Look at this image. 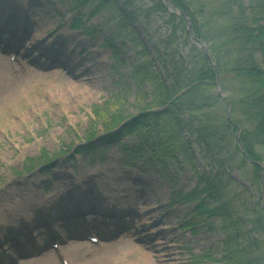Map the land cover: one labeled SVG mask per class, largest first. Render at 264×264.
<instances>
[{"label":"rangeland","instance_id":"obj_1","mask_svg":"<svg viewBox=\"0 0 264 264\" xmlns=\"http://www.w3.org/2000/svg\"><path fill=\"white\" fill-rule=\"evenodd\" d=\"M157 1L135 0L131 7L124 9L126 12L140 10L133 17L131 27L152 50V58L156 51L157 55L165 52L159 41L172 31L163 18L165 15L144 10ZM209 1L216 0H205L207 7ZM87 12H73L65 0L58 3L55 0H0V15L10 13L13 19L19 18L31 34L26 41L27 50L21 51L22 59L18 56L14 61L5 55L11 66L0 63V255L3 253L0 264H192L191 255L203 254L220 239L218 229L211 225L181 230L198 200L177 203L178 194L183 196L195 191L198 176L193 167L207 169L199 153L192 166L183 160L166 163L148 158L127 160L116 144L102 156H74L71 150L72 146L86 144L90 135H102L118 125L121 116L137 114L139 108L132 68L143 62L144 57L131 34L132 28L125 27L115 11H103L90 19L84 16L82 26L71 28V19L76 20ZM169 13L179 16L169 10L166 16ZM87 27L95 28L94 36L83 35ZM181 34L176 36L179 45L176 43L175 52L186 58L191 46ZM187 36L196 45L188 32ZM10 44H15L14 39ZM111 46L116 47V55ZM44 51L46 55L40 58L39 64L34 58ZM170 52L172 49L167 54ZM165 57L162 59L170 58ZM49 64L54 68L50 69ZM214 65L219 74L215 62ZM156 68L160 70L159 65ZM217 84L218 90L219 85L223 90L219 75ZM141 88L143 93H149L147 83ZM220 95L227 96V93ZM217 113L221 116L223 109L211 110L210 117ZM156 126L139 127L136 134L147 136ZM239 133L240 130L237 136ZM122 140L130 146L140 142L137 136ZM192 146L198 145L193 142ZM62 148L70 151L54 160L53 169L48 170L44 165L33 172L24 170L28 158L39 157L43 150L54 157ZM230 174L243 183L244 189L251 190L246 181L248 173L241 177L240 171L234 170ZM171 197L176 204L172 208L169 207ZM60 198L80 200L86 210L92 211L73 217L86 221L74 235L65 226L67 218L58 220V215L55 216L54 202ZM86 198L93 199L92 204L103 208L105 213L123 215L121 220L127 227H117V219L111 218L100 223V216L87 204ZM41 210L50 213L47 224ZM110 221L114 223L109 224ZM119 228L127 230L129 235L117 233ZM48 230L58 237L59 249H45ZM84 230L100 233L99 242L88 240ZM8 235L23 241L25 253L23 250L18 254L12 252L9 246L13 241L5 240ZM30 237L34 239L27 243ZM111 245L115 246L111 248ZM2 247L10 250L12 259L16 260L10 263V256ZM34 250H40V254L34 255Z\"/></svg>","mask_w":264,"mask_h":264},{"label":"trees","instance_id":"obj_2","mask_svg":"<svg viewBox=\"0 0 264 264\" xmlns=\"http://www.w3.org/2000/svg\"><path fill=\"white\" fill-rule=\"evenodd\" d=\"M65 1L73 12L88 10L74 19L73 27L82 26L84 16L90 19L103 11H115L125 27L132 28L133 17L140 11H124L135 0ZM169 1L188 14L192 34L208 47L226 98L219 93L212 62L200 47L189 42L185 19L172 13L166 16V5L158 0L144 10L165 15L163 18L172 27L159 41L165 52L159 48L161 55L156 51L152 58L146 42L135 29L131 32L144 57L132 68L138 89L137 114L119 117L120 123L107 129L104 136L94 142L91 140L96 135L92 134L86 144L73 150L76 154L97 153L96 147L118 144L127 156L149 153L150 158L162 163L183 160L192 166L199 153L207 169L193 167L198 176L195 191L178 194L184 204L198 200L183 228L211 225L218 229L220 239L203 254L192 255V264H264V0H216L209 1V7L205 0ZM85 33L95 35L96 31L87 27ZM178 33L191 46L186 58L175 52ZM111 47L116 55V47ZM170 49L172 52L167 54ZM165 56L170 58L162 59ZM146 83L149 93L141 88ZM228 104L232 121L227 118ZM218 108L223 109L222 115L210 117L211 110ZM152 125H157L156 129L148 131L147 136L136 134L139 127L148 129ZM127 136L139 137L140 146H127L122 140ZM193 142L198 146H192ZM65 153L61 150L56 157ZM40 160L52 162L46 150ZM33 166L34 160L30 159L26 167L30 170ZM234 170H239L241 177L248 173L250 191L231 176Z\"/></svg>","mask_w":264,"mask_h":264},{"label":"water","instance_id":"obj_3","mask_svg":"<svg viewBox=\"0 0 264 264\" xmlns=\"http://www.w3.org/2000/svg\"><path fill=\"white\" fill-rule=\"evenodd\" d=\"M165 3H166V7L168 8L169 11L171 12H174V13H177L179 15H181L182 17L186 18V21H187V32L188 34L190 35V38L200 47L202 48V50L204 51V53L206 54V57L207 59L212 62V58L210 56V53L208 51V48L197 38H194L193 35L191 34L192 33V24H191V20L190 18L187 16L186 13H184L183 11H181L179 8H177L173 3L167 1V0H164ZM176 8V10L174 9ZM214 69L216 70V67L214 65V63H212ZM217 76H218V73H217ZM220 89V93H222V89H221V86L219 85ZM227 118L229 120H231V116H230V107L228 105V111H227ZM241 146V145H240ZM263 191H264V183H263Z\"/></svg>","mask_w":264,"mask_h":264},{"label":"bare ground","instance_id":"obj_4","mask_svg":"<svg viewBox=\"0 0 264 264\" xmlns=\"http://www.w3.org/2000/svg\"><path fill=\"white\" fill-rule=\"evenodd\" d=\"M0 63L5 65V66H11L7 61H6V57L4 55H0ZM115 245H111V248H113ZM171 252L170 250H168V253Z\"/></svg>","mask_w":264,"mask_h":264}]
</instances>
